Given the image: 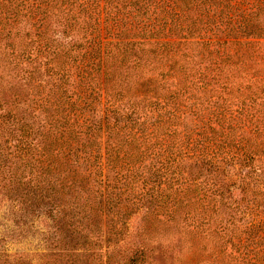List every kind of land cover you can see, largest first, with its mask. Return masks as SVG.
<instances>
[{
	"label": "trees",
	"instance_id": "1",
	"mask_svg": "<svg viewBox=\"0 0 264 264\" xmlns=\"http://www.w3.org/2000/svg\"><path fill=\"white\" fill-rule=\"evenodd\" d=\"M3 201L54 229L45 264L199 229L211 264H264V0H0Z\"/></svg>",
	"mask_w": 264,
	"mask_h": 264
},
{
	"label": "rangeland",
	"instance_id": "2",
	"mask_svg": "<svg viewBox=\"0 0 264 264\" xmlns=\"http://www.w3.org/2000/svg\"><path fill=\"white\" fill-rule=\"evenodd\" d=\"M10 206V204L4 201L0 203V211L4 214L6 213V216L1 215V219L4 221H0V251L3 249L7 250V255L11 261L16 263L23 260L27 264H45V261L52 262V258H48L45 255L54 252L57 254L67 252L63 246L56 247L55 240L49 239L50 237L57 238L56 234L54 233V229H47V224L42 219L35 221L32 227L29 226L24 229L18 228L13 222L6 223L5 220L7 218L11 217L13 219L14 216ZM7 225L10 228H7ZM52 233H54L53 236H51ZM208 239L207 233L204 230H193L192 233L185 235L183 240H181V247L177 250V257L175 259H166L156 255L153 264H211L213 261L211 250L214 246L210 244ZM105 252L106 250L102 253L96 252L91 254L97 256L96 259L102 264L106 260ZM76 253L81 254L82 252L79 250ZM63 258L64 256L61 259ZM93 258L94 256H90V254L82 256L81 264H83V261L84 264H95Z\"/></svg>",
	"mask_w": 264,
	"mask_h": 264
}]
</instances>
